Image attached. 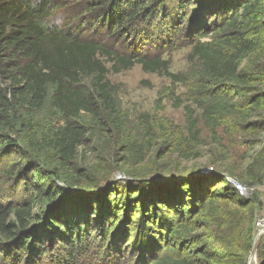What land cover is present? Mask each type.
I'll return each mask as SVG.
<instances>
[{
    "label": "rangeland",
    "instance_id": "1",
    "mask_svg": "<svg viewBox=\"0 0 264 264\" xmlns=\"http://www.w3.org/2000/svg\"><path fill=\"white\" fill-rule=\"evenodd\" d=\"M25 1L50 2L55 11L48 18L51 23L99 41L121 55L161 57L168 63V73L179 81L169 75L145 72L139 64L115 73L111 63L103 59L108 70L105 82L111 90V108L96 98V116L82 115L74 121L83 129L84 137L68 164L47 144V139L63 125L51 108V89L40 110L18 109L14 119L12 115L2 117L0 123L5 128L0 127V135H6L11 143L7 145L0 139V206L31 200L33 212L43 213L46 202L40 191L46 181L38 180L33 170H55L74 185L66 187L67 191L76 192L78 186L94 194L86 198L93 205L88 212L90 226L85 232L82 227L86 246L82 256L76 257L77 264H150L156 256L173 257L164 253L166 243L162 238L168 235L164 227L155 226L161 224L158 217L167 215L157 200L166 195L172 200L181 193L190 197L196 188L184 187L180 193L175 187L179 180L198 186L219 173L223 178H237L244 189L238 195L247 204L241 224H250L253 231L250 250L246 254L240 249L224 253L214 241L217 238L208 237L199 219V229L188 233V242L184 238L171 239V245H185L179 258L191 246L186 259L194 263L200 259L197 252L201 245L212 258L205 260L209 264H219L221 260L226 264H249L253 242L258 233L264 232L263 84L255 82L232 90L224 86L207 89L205 95H210L211 90L220 95L226 92L234 102L245 103L243 112L221 121L214 132L209 130L202 108L195 101L200 98L204 76L202 66L191 56V44L222 38L227 31L222 30L221 21L206 17L208 29L204 34H199L200 28L190 31V24L197 20L182 5L167 14L158 9L150 19L137 17L139 23L126 24L115 33L114 27H99L101 16L113 0ZM156 1L141 0V6L149 8ZM256 1L257 13L243 15L236 10L227 19L246 28L249 36L258 33L261 38L257 52L241 67V74L251 77L259 76L258 68H264V0ZM93 83L92 76H83L80 88L96 94ZM260 95L261 107L246 102ZM206 187L210 192H221L223 185L208 183ZM98 201L105 204L100 208ZM224 206L221 201V211L230 205ZM101 210L108 213L102 230L93 227ZM152 214L156 218L152 219ZM212 221L215 226L222 219L214 216ZM112 248L116 250L114 254ZM62 252L61 247L57 248L54 257ZM263 252L264 236L257 249V264Z\"/></svg>",
    "mask_w": 264,
    "mask_h": 264
},
{
    "label": "trees",
    "instance_id": "2",
    "mask_svg": "<svg viewBox=\"0 0 264 264\" xmlns=\"http://www.w3.org/2000/svg\"><path fill=\"white\" fill-rule=\"evenodd\" d=\"M177 2L166 3L158 0L144 9L141 0H113L101 16L99 27L108 25L115 28L113 32L118 33L126 24L139 23L137 17L150 19L158 9L167 14L169 10L172 12L176 8L181 9L182 5L190 9L191 18L197 20L190 24V31L200 28L199 34H204L208 29L206 17L221 21L222 30L227 31L222 38L209 42L198 40L191 44V56L202 66L204 76L202 91L198 93L200 98L195 101L202 108V116L209 130L214 132L221 121L243 112L241 109L245 103L234 102L226 92L220 95L211 90L210 95H205L207 89H222L224 86L232 90L260 82L264 91V68H258L257 77L240 72L243 63L259 49V34L249 36L246 28H240L236 21L227 20L236 10L243 15L257 13V1ZM54 12L48 1L31 3L25 0H0V119L9 117L8 115H12L14 119L18 109L40 110L48 90L51 89L50 105L61 117L63 125L47 139V144L68 164L75 158L76 149L84 137L83 129L74 121L79 120L82 115L96 116V98L111 108V90L105 82L108 70L104 60L111 63L115 73L139 64L145 72L169 75L174 81L179 79L168 73V63L161 57L121 55L99 41L88 40L80 33L51 23L48 18ZM83 76L94 78L93 88L96 94L86 93L80 88ZM246 102L259 108L262 103L261 95ZM1 126L4 127L0 123ZM0 139H4L7 145L11 143L6 135H0ZM33 174L38 180L46 181L44 189L40 191L46 202L45 209L41 214L34 213L31 200L0 206V264H77L75 259L82 256L86 246L82 240L85 236L82 235V227H85V232L90 226L88 212L93 205L86 198L94 194L85 193L78 186H75L76 194L69 193L66 187L74 185L66 182L55 170L34 169ZM230 175L235 178L234 174ZM240 179L245 181L243 177ZM179 182L175 184L179 192L184 187L196 189L191 191L190 197L180 192L179 197L172 200L170 195L162 197L160 201L158 199V203L167 210V215L161 219L158 217L161 224H155L157 228L163 226L168 234L166 239L162 238L164 244L166 243L163 249L166 255L173 257L156 256L150 264H209L205 260L212 258L205 251V247L199 246L197 255L200 259L194 263L186 259L191 246L179 258L178 253L184 251L185 245L177 242L171 245V239L184 238L188 242V233L199 229V221L203 229L208 231L210 239L217 238L214 241H218L217 245L223 248L224 253L240 249L241 253L246 254L251 248L253 238L250 224H241L242 211L247 204L240 200L238 192L226 178L219 173H213L212 177L198 186L183 180ZM208 183L222 184V191H208ZM221 201L225 203L224 207L230 206L221 211ZM96 204L100 207L105 202L98 201ZM107 215L105 210L98 211L97 222L93 227L102 230ZM151 216L152 219L156 218L155 214ZM214 216L222 219L215 226L212 221ZM59 247L63 252L56 258L54 251ZM115 251L112 248L111 254ZM260 259V264H264V254ZM217 263L226 264L222 260Z\"/></svg>",
    "mask_w": 264,
    "mask_h": 264
},
{
    "label": "water",
    "instance_id": "3",
    "mask_svg": "<svg viewBox=\"0 0 264 264\" xmlns=\"http://www.w3.org/2000/svg\"><path fill=\"white\" fill-rule=\"evenodd\" d=\"M68 192L71 194H76V192H73L72 189H70V191H68ZM263 236H264V232H260L257 234V236L253 242L252 256L250 258L249 264H257L256 253H257L258 246H259Z\"/></svg>",
    "mask_w": 264,
    "mask_h": 264
},
{
    "label": "built area",
    "instance_id": "4",
    "mask_svg": "<svg viewBox=\"0 0 264 264\" xmlns=\"http://www.w3.org/2000/svg\"><path fill=\"white\" fill-rule=\"evenodd\" d=\"M226 180L231 184V186H233L235 188V190L239 193H242L243 192V187L242 185L236 181L235 179L233 178H226Z\"/></svg>",
    "mask_w": 264,
    "mask_h": 264
}]
</instances>
